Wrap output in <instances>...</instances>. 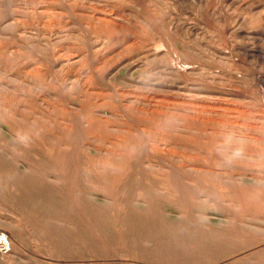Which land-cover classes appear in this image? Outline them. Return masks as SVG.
Returning <instances> with one entry per match:
<instances>
[{"label":"rangeland","instance_id":"374dc122","mask_svg":"<svg viewBox=\"0 0 264 264\" xmlns=\"http://www.w3.org/2000/svg\"><path fill=\"white\" fill-rule=\"evenodd\" d=\"M0 264H264V0H0Z\"/></svg>","mask_w":264,"mask_h":264},{"label":"bare ground","instance_id":"6f19581e","mask_svg":"<svg viewBox=\"0 0 264 264\" xmlns=\"http://www.w3.org/2000/svg\"><path fill=\"white\" fill-rule=\"evenodd\" d=\"M34 115V114H33Z\"/></svg>","mask_w":264,"mask_h":264}]
</instances>
